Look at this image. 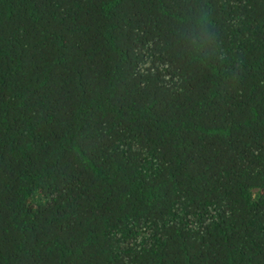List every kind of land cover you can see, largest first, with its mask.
I'll use <instances>...</instances> for the list:
<instances>
[{
    "label": "trees",
    "instance_id": "16d2710c",
    "mask_svg": "<svg viewBox=\"0 0 264 264\" xmlns=\"http://www.w3.org/2000/svg\"><path fill=\"white\" fill-rule=\"evenodd\" d=\"M0 264H264V0H0Z\"/></svg>",
    "mask_w": 264,
    "mask_h": 264
}]
</instances>
